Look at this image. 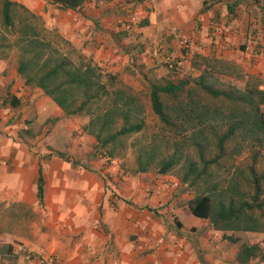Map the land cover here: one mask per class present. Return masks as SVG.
I'll return each instance as SVG.
<instances>
[{
	"label": "crops",
	"instance_id": "obj_1",
	"mask_svg": "<svg viewBox=\"0 0 264 264\" xmlns=\"http://www.w3.org/2000/svg\"><path fill=\"white\" fill-rule=\"evenodd\" d=\"M206 1L88 0L79 10H66L51 21L86 58L123 76L126 83L130 76L142 79L147 74L195 77L200 71L192 62L202 56L235 66L239 76L224 80L242 82L244 87L256 77L264 90V3L215 0L202 10ZM128 13L137 15L138 25L126 31ZM212 21L224 28L216 39L228 49L210 43ZM173 28L191 41L192 59L180 75L157 66L151 56L157 45L179 52ZM3 81L0 75V84ZM11 89L19 106L9 105L12 113L7 117L18 110L20 120L31 122L36 140L45 136L39 131L49 132L45 138L50 145L29 147L22 132L5 127L6 119H0V211L18 220L22 228L0 225V246L12 245L18 264H41L50 256L58 264H237L239 245L224 240L208 221L192 218L187 207L192 196L174 190L175 178L150 172L125 174L115 163L99 160L92 156L93 138L83 133L87 119L64 116L38 88L15 83ZM73 132L82 133L81 147L76 148ZM81 151L89 154L73 163ZM39 167L42 204L36 187ZM241 235L264 234H235ZM0 264H9V256L0 253ZM248 264L264 261L256 258Z\"/></svg>",
	"mask_w": 264,
	"mask_h": 264
},
{
	"label": "trees",
	"instance_id": "obj_2",
	"mask_svg": "<svg viewBox=\"0 0 264 264\" xmlns=\"http://www.w3.org/2000/svg\"><path fill=\"white\" fill-rule=\"evenodd\" d=\"M87 1L49 0L66 10H79ZM144 1L131 0L134 4ZM213 1L204 2L202 10ZM63 45L73 47L47 30L26 6L0 0V53L5 57L14 50L16 71L24 85L40 89L64 116L87 118L82 129L94 138L92 156H121L126 141L143 131L150 107L173 140L170 149L161 151L153 140L132 143L137 147L132 173L175 171L183 189L193 193L187 201L191 215L208 221L230 244L241 242L236 233L264 234V168H259L264 161V90L260 79L250 78L239 88L233 80L223 79L239 76L233 64L196 56L192 65L200 71L197 76L148 82L146 102L118 75L85 59L74 62L63 52ZM5 101L12 108L19 106L16 97ZM58 155L65 157L61 152ZM36 185L42 204L41 167ZM0 253L18 264L12 245L0 246ZM256 258L264 261V239L240 244L237 264Z\"/></svg>",
	"mask_w": 264,
	"mask_h": 264
},
{
	"label": "rangeland",
	"instance_id": "obj_3",
	"mask_svg": "<svg viewBox=\"0 0 264 264\" xmlns=\"http://www.w3.org/2000/svg\"><path fill=\"white\" fill-rule=\"evenodd\" d=\"M13 1L26 6L29 10H31L34 14L39 16L44 21L45 27L47 28V30H50V31L52 30L53 33H56L59 36H61L63 39H65L59 33V28L54 23L52 25L51 20H53V18H55L57 20L58 15H61V14L64 15V13H66V9H62L58 6H55L47 0H13ZM49 11H50V16H48ZM131 15H133V13H128V17ZM72 46H73L72 48H69V47L63 45V46H61V48H62L63 52L66 53L69 57H71V59L74 62L77 63V62H79L80 59H85V60L92 62L91 60L86 58L82 53H80V51L74 45H72ZM94 65H96V64H94ZM96 66H98V65H96ZM0 67H1L0 68V75L4 76V81H3L4 85L0 84V119L1 118L6 119V120H3L5 123V127H7V126L14 127L15 132H22V136H23L22 141L24 144H27L29 147L34 148V149H38L42 145V146H46V147L50 148V145H49L47 139L45 138L49 132L39 131L37 133L38 135L45 134V136L42 138V140L41 139L36 140L35 135L33 133L35 131L30 125L31 122L30 121L24 122V121L20 120V117H17V111L18 110H16L14 115H12L11 117H7L9 114L12 113V111L9 110V108H8L9 107V104L7 102L8 100L7 101H5V100L10 99V97H12V96L13 97L15 96L14 93H11L12 92L11 85L15 84V83H19V84L23 83L24 84L23 79L17 74V71H16L17 54L14 50L9 51L5 57H3L2 54L0 53ZM99 68H101V67H99ZM101 69L104 72H107V71H105V69H103V68H101ZM184 77H188V75H185ZM8 78H10L9 84H7V82L5 81ZM120 78L124 82L123 76ZM163 79L177 80L180 78H175V77H172L169 75H165V76H161L160 78H157L154 76V74L153 75L147 74L142 79H139L136 76H130V79H128V82L127 83L124 82V83L127 84L128 86H130L135 91L140 92L142 94V97L147 102L146 97H147V84H148V82H150V81H162ZM236 85L239 88H243L242 82H236ZM144 118H145V126H144L143 131L137 135H134L133 137L129 138L126 141L127 147L125 148V150H123L121 156L112 158L118 162V166H117L118 170L119 169L123 170L125 174L126 173L131 174L133 172V169L135 168V152H134V150L137 147L133 148L132 143L135 142L136 144H146V143L153 140L157 144L160 145V147H159L160 151H161V149L166 150V149H170V147H171V143L173 140L172 134L170 132L166 131L165 127L161 124V122L159 121L157 116H155L152 113L150 107H147ZM83 119L86 120L87 118L81 117V120H83ZM78 124H80L79 126H82L80 122ZM3 133H7V132L4 130ZM79 133H81V132H73V135H72V139H75L76 148L81 147L82 144H85V142L79 138V137H82V133L81 134H79ZM93 140H94V138H93ZM88 154H89V151L88 152L85 151L84 153H82V151L78 152L75 154V158L73 160L75 163L81 162L83 157L88 155ZM96 157H98V159L99 158L104 159L103 157H101L99 155H97ZM241 159H243V157L240 158L239 160H241ZM259 168L260 169L264 168V161L260 162ZM150 173L153 174L154 176L159 175L155 169L151 170ZM166 175L172 176L173 178L176 179L175 181H178V178L176 176L175 171H172L171 173L166 174ZM163 180H165V179H163ZM167 183H168V181L167 182L164 181V184H167ZM175 189H179V190L181 189L183 193H187L188 195L193 196L192 192H189V191L183 189V187L181 185H178V187L174 188V190ZM182 203H186V199ZM192 218H194V217H192ZM194 220H195V218H194ZM0 225H2L3 227L8 225V227L12 228V230L16 229L17 231H22V230H20L22 228H19V226H20L19 221L16 220L15 218L9 217L5 213V211L4 212L0 211ZM239 238L241 239V242L238 243V245L240 246L241 243L254 244L256 242H259V241L264 239V235L250 236V237H248L247 235H241V237H239ZM9 264H12V259L10 257H9Z\"/></svg>",
	"mask_w": 264,
	"mask_h": 264
},
{
	"label": "built area",
	"instance_id": "obj_4",
	"mask_svg": "<svg viewBox=\"0 0 264 264\" xmlns=\"http://www.w3.org/2000/svg\"><path fill=\"white\" fill-rule=\"evenodd\" d=\"M259 3H264V0H255ZM137 15H132L128 18V20L124 23V30L129 31L133 29L134 27H137ZM210 26L212 28V35L210 36V43L212 46L217 47L219 46L221 49L225 50L228 49V45L222 44L219 45V42L216 39V34L221 33V31H224V28L220 27V25L212 21L210 23ZM172 33L176 35L179 41V52L174 51H166L163 48L157 46H154L151 49V56L155 61V64L157 66L164 67L169 73L172 74H181L184 71L185 65L192 59L191 54V41L190 39L186 38L185 36L181 35L176 28L172 29ZM199 49V48H197ZM106 162H111L112 164L115 163V165L118 166V162L112 158L109 157H103ZM173 188L178 187L179 182L175 181L172 184ZM149 191V190H148ZM41 264H58L55 257L50 256L46 259L41 260Z\"/></svg>",
	"mask_w": 264,
	"mask_h": 264
}]
</instances>
